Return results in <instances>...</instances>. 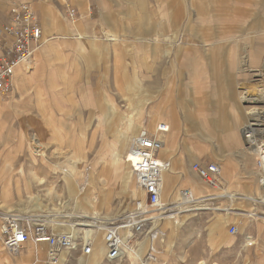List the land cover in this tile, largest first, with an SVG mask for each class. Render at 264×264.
I'll return each mask as SVG.
<instances>
[{
  "label": "rangeland",
  "instance_id": "rangeland-1",
  "mask_svg": "<svg viewBox=\"0 0 264 264\" xmlns=\"http://www.w3.org/2000/svg\"><path fill=\"white\" fill-rule=\"evenodd\" d=\"M38 1L56 28L45 39V28L31 4L42 29L43 43L52 42L54 37L57 41L65 35L67 37L57 49L54 40L47 43L44 54H39L38 59L36 48L29 66L31 69L19 67L14 74L13 90L8 95H0L5 107L0 114L3 124L0 127V226L4 214H33L41 220H53L66 227L84 221L99 223V216L113 220L128 212L136 201L143 200V195L140 199L132 197L133 191L138 189L132 174L130 190L124 193L118 169L109 165L110 148L116 135L126 129L129 119L141 114L146 118L151 116V107L170 91L171 99L167 105L181 125L176 144L175 133L172 137V155L165 157L170 160V168L175 166L172 157L184 159L186 150L191 160L189 173L195 176L197 174L192 170L195 163L225 165L230 171V189L237 195V201L230 202L222 196L207 198L214 200L212 209L202 203L208 208L181 212L176 217L177 227L171 224L172 220L163 217L158 224L163 237L152 244L148 239L140 243L142 247L145 245L141 261L152 262L148 256L151 245L155 257L164 248L167 252L171 250L174 240L168 238L167 230H174V227L180 229L175 240L176 253L178 256L183 253V260L176 257V264H257L260 259L264 260V203L253 202L248 193H238L235 189L253 181V190L258 189V194L253 192L254 197L264 196L263 171L256 172L264 162L260 155L253 156L251 161L255 166L246 171L252 174L242 175L240 163L232 155L230 147L233 145L227 139L223 144L221 138L234 130L227 113L233 101L226 92L213 88L215 78L223 77L225 80H217L218 87L222 90L227 87L224 82L231 80L226 73L230 71L229 65L234 63L240 68L239 85L235 89L240 91L242 106L247 105L246 100L264 102L262 95L251 96L264 92V0ZM71 11L73 17L69 16ZM112 34L120 39L115 45L109 41ZM43 43L41 41L40 47ZM210 62L217 65L212 72ZM196 64L199 65L197 68ZM206 71L205 79L202 72ZM253 71L260 72L261 77L255 75L262 79L260 82L250 78ZM191 80L195 83L191 84ZM154 81L155 86L152 85ZM131 84L135 88H131ZM244 90L252 93L244 95ZM187 94L199 100V106L217 110L221 128L227 126V130L207 128L203 132L193 129L185 113L194 110ZM240 102L237 101V105ZM258 109H251L255 110L258 122L251 118L246 122L253 124L251 127L255 130L264 129L261 122L264 107L260 112ZM6 112L9 113L8 119L5 118ZM246 116L249 119L247 113ZM164 119L159 123L165 122ZM147 120L138 132L147 130ZM244 122L242 119L241 124ZM216 134L221 137L212 138ZM44 136H48L49 145L46 154L42 155ZM260 139H264V133ZM1 142H5V146ZM56 150L61 154L54 156ZM258 159L261 160L259 165ZM60 165L74 172L80 190L76 196L68 192L66 182L54 169ZM187 177L185 175V180ZM196 182L205 187L208 184L198 176ZM177 187L172 190L178 196L181 190L189 188L187 184ZM225 188H229V184H225ZM162 195L163 203L172 204V196ZM29 197H36L39 201L29 203ZM87 204L91 208L89 214L96 215L95 220L85 217L87 210L83 206ZM168 208L176 210L175 206ZM227 208L230 211L226 220L219 219L225 215L223 209ZM32 209L36 211L30 213ZM251 212L262 220L250 217ZM46 225L51 232H59L53 224ZM231 226L237 228V234H229ZM86 228L74 227L77 230ZM247 237L251 239L249 244ZM222 238L229 239V242L225 244ZM34 247L38 252L24 258L25 264H46L47 246L32 242L12 253L5 250L0 241V257L7 259L8 264H19L17 257L22 253L26 256ZM80 258L86 259L79 251L67 253L63 264H79ZM101 259H104L101 264H109L105 257ZM100 260L89 264H99ZM159 261L158 264H171L169 259ZM0 264L6 263L0 258ZM113 264H134V260L127 254L122 261Z\"/></svg>",
  "mask_w": 264,
  "mask_h": 264
},
{
  "label": "built area",
  "instance_id": "built-area-1",
  "mask_svg": "<svg viewBox=\"0 0 264 264\" xmlns=\"http://www.w3.org/2000/svg\"><path fill=\"white\" fill-rule=\"evenodd\" d=\"M73 14L71 11L69 16L73 17ZM42 38V29L32 5L22 3L12 7L8 19L0 25L1 96L8 95L13 90L16 70L30 64L34 50L40 45ZM252 125L245 129L244 136L247 142L256 145L259 154L263 156L264 139L253 140L250 133L251 129L253 130ZM168 129V124L162 122L156 126L153 133L142 129L132 139L126 159L137 188L143 194V200L137 201L128 212L117 219L106 220L99 216L98 224L101 225L100 229L104 235L106 262L122 261L127 257V253L136 250L144 239H148L152 244L159 237H163L158 230V224L172 209L166 208V215H158L156 211L163 193L161 174L170 166L169 161L159 154L163 146V135ZM192 170L202 181L209 184L220 176V168L213 163L206 165L195 163ZM180 195L188 199L191 193L184 189L180 191ZM82 232L54 233L36 215L4 214L1 217L0 241L3 248L12 253L18 252L28 242L46 245L48 248L46 264H63L62 253L79 251L81 256L85 257L92 254V240L85 239ZM229 234H237V228L231 226ZM154 252L151 245L149 259L155 257Z\"/></svg>",
  "mask_w": 264,
  "mask_h": 264
},
{
  "label": "bare ground",
  "instance_id": "bare-ground-1",
  "mask_svg": "<svg viewBox=\"0 0 264 264\" xmlns=\"http://www.w3.org/2000/svg\"><path fill=\"white\" fill-rule=\"evenodd\" d=\"M46 28L48 29V27H45V30H46ZM43 40H44V38H42V43H43ZM35 52H36V59H38L40 51H38V49H36ZM32 62H33V60H32ZM31 63L28 64L27 66H21V67H23L25 69L28 68V70H30L31 67L29 69V66H31ZM26 73H30V72L27 71ZM32 75H33V73H31V76ZM15 82H17V80H15ZM257 95H260V94H257ZM241 98L245 99V97L244 98L241 97ZM247 114H248V118L249 119L251 118L253 120V119H257L258 118L257 114L255 113V110L254 111L251 110V111L247 112ZM143 116H144L143 114H141V115H139L137 117L133 116L132 119H129L127 121V123L125 124L126 129L123 132H121V133L116 135L115 141H114L113 145L111 146L110 152H109V155H108L109 165L110 166H114V167H116V169H118L124 193H127L130 190V180H131V177H132V175H131L132 172H131L129 163L127 162L126 158H127V155H128V151H129L132 139L138 133V130L142 126L141 123H142V120L144 118ZM174 117H175V115H174ZM162 118H164V117L163 116L162 117L161 116L154 117L152 119V121L149 123L150 125L147 127V131H149L150 133H153L155 131L156 126L158 125L159 121ZM46 120L49 121L48 119H46ZM135 120L137 122H135ZM165 122H166V124H168L169 129H168V132L163 135V140H164L163 141V145L164 146H162V149L160 150V153H159L162 157L171 156L170 147L172 145V137H173V134H174V130L172 129V123L169 122L168 120H165ZM249 126H250V124L247 123L246 127L244 128V130L250 128ZM239 127H241V126H239ZM242 131H243V127H242ZM262 131H264V130H262V129L259 130L258 129V130L255 131L254 129L253 130L251 129L250 133H251V137H253L254 141H258L261 138L262 134L264 133ZM241 135H242L241 137H243V134H241ZM243 138L246 139L245 136ZM42 142H43L42 144L44 146V152H42V155H45L46 151H47L46 150L47 145H49L48 144L49 143L48 136H44V138L42 139ZM230 142H231L230 144H232V145L236 144V140H234V137L231 138ZM248 142H247L248 145L250 144L251 146H246L247 143H245V145H243L242 148H241L243 156H248V157H253V156H256V155L259 156L260 155L259 152H258L259 150L257 149L256 145H252V143L250 141H248ZM53 152H54V150H53ZM59 154H61V152L59 150H56V152L54 153V156H57ZM191 156H192V154H191ZM260 157H262V160L264 162V155L263 156L260 155ZM43 160H44V163L47 164L45 156H44ZM175 164L178 165V163H175ZM218 167L220 168V176H219V178H217L211 184L208 183L207 187L200 185L199 182H196V176L194 175V173L191 172L190 174H188L187 175L188 177L185 180V182H186V184L189 187L188 190L190 191L191 195H190V197L188 199H185V198H182L181 195L180 196H178V194L176 195L174 193V190H172V188H173V186H172V178H173V176H172V174H169L168 172L170 171V172L174 173V171L176 169H175L174 166L172 168H170V166H169V169L161 174V179H162V183H163V193L166 194V197L172 196V198H171L172 204L169 205L167 203L166 204L163 203V198H162L163 195H161L160 204H159L158 209L156 211L158 213V215H162V214L166 215V213H165L166 208H168L169 206H175L176 210L175 211L174 210L171 211L172 213L170 212L167 216H165L166 217L165 219H167L168 221L172 220L171 224H173L174 226L177 227L178 226V221H176L177 220L176 217L181 212L188 211V210L191 211V210L207 209L208 205L207 206L206 205H202V203H204L205 200H208L207 198H211V197L214 198V197L222 196V197L226 198L227 200H229L230 202H234V200L236 199L237 195L234 194L233 191L230 189V183H229L230 182V177H231L230 171L225 165H224V167H221V166H218ZM54 169L57 170L58 173L61 174L62 179L66 182V185L68 187V192L70 194L76 196V194L80 193V190H79V188H78V186L76 184V181L74 180V176H75L74 172L71 169H69V167L60 165V166H55ZM181 169L184 170L185 167L182 165ZM263 172H264V170H263ZM179 173H180V171H179ZM262 177H263V179L261 181V184L264 186V173H263ZM225 184H229V188H225ZM137 190L133 191L132 197H134V198H138L139 197V199H140V197L143 194H140L139 191H137ZM253 192L258 194V189L256 191H254V190L251 191L250 190L249 192H247L248 195H249L248 198L251 199L253 202L259 201V202L264 203V196L259 197V199L255 198ZM33 201H39V200L36 197H29V203H31ZM75 201H77V199H75ZM83 207L86 208L85 210H87V214L85 215V217L87 219L95 220L96 219V215L95 214H93V215L89 214V209L91 210L90 206L88 207V204H87V206H83ZM223 210L225 211V215H223L219 219L226 220V217L228 216V213H229L230 209L227 208V209H223ZM35 211H36L35 209H32L30 213L35 212ZM249 215L253 219L255 218L257 221H261L262 220V219L257 217L256 213H252L251 212V213H249ZM41 221H43L46 224L47 223L53 224L54 226H56V228L59 229V232H64L66 230L67 232H72L74 234H78V231H83L82 233H84V237L86 239L88 237V239L92 240V244H93L92 245L93 246L92 247L93 248L92 255L90 257H88V258L86 257V259L85 258H80L79 261H78L79 264H81V263H83V264L96 263L101 258L105 257L106 249H105V246H104V235H103V233H102V231L100 229L101 225H99L98 222H96V221H84L83 223H75V224H72V225L69 224V226L65 227L63 223L55 224L53 220H49V221L41 220ZM75 226H81V227H87V228L86 229L77 230V229H74ZM176 227H174V229H178ZM59 232H55V233H59ZM250 240H251L250 237L246 238V241H248L247 244L251 243V242H249ZM162 242L163 241L160 240V243H162ZM144 249H145V245L143 247L140 245V247L136 251L132 250V251H129L127 253L129 256H131L133 258L134 264H141V263L142 264H146L145 262L143 263L141 261ZM35 252H38V249L36 247H34L33 249L28 250V253H27L26 256H25V254L23 255V253L20 254V256L17 257L19 264H25V259L24 258H26L27 256H32ZM65 254H67V253H62L61 254V258H62L63 262H64ZM170 254H172V252ZM161 256H162V253L157 255L155 258H152V262H150L149 264H151V263L152 264H158V260L161 258ZM257 264H264V260L260 259V261Z\"/></svg>",
  "mask_w": 264,
  "mask_h": 264
},
{
  "label": "crops",
  "instance_id": "crops-1",
  "mask_svg": "<svg viewBox=\"0 0 264 264\" xmlns=\"http://www.w3.org/2000/svg\"><path fill=\"white\" fill-rule=\"evenodd\" d=\"M8 2H10V4ZM22 3H30V4H32L34 6V8L36 9V11H38L39 16H40V19H41V22H42V27L43 28L48 27V29L46 28V30H44V32H45V39L49 38V36L47 34L53 32L52 30H54V29L56 30V28L54 27L52 20L49 19L48 16L46 15L47 13L43 9L44 7L40 4V1H38V0H10V1H8V0H0V25L3 24V23H5V21L8 19L9 15H10L11 8L13 7V5L14 4L18 5V4H22ZM66 37H67V35L63 36L60 40L58 39L59 41L55 40V38H57V37H54V38H52V42L50 40V41H47V43L48 44H49V42L53 43V40H54V42L56 43V49H57L58 46H59V44L61 42H63ZM119 40H120L119 37H117L114 34L110 35V37H109V41H110V43L112 45L117 44V42H119ZM47 43H43V45L41 47H40V45L37 47L38 51H41L39 54H44L42 52H43L44 48L48 45ZM202 58H201V60H202ZM210 63H211V65H210ZM210 63H209V65L211 67H209V68H210V71L212 72L214 69L217 68V65L214 62H213V64H212V62H210ZM198 66L199 65L196 64V67L195 68H197ZM229 69H230V71L228 73H226V74L228 76H230L231 82H224L225 83V86H227V87L225 89L223 88V90L218 87L217 80H220L221 81L224 78L223 77V78H218V79L215 78L216 81L215 80H214L215 82L213 81V88H214V91H218L219 92V90H221L223 93L226 92L227 93V96H230L231 97V99L233 101V105L231 106V108L229 109V111L227 113L231 117L230 124L232 125V128H234V130H233V132H229L226 135H223L222 137H221V135L216 134V135H213L212 138H215V137L217 138L218 136H220L221 138H223V144H224L225 143V139L229 140V143H231L230 140H231L232 137H234V140H236V144L230 147L232 149V152H233L232 155L234 154L237 157L238 162L240 163V168H241L242 175H244V177H247V175H250L252 173H246V171L253 169V167L255 166V164L251 161L253 159L252 157L251 158H248V156H243V154L241 152L242 146L245 145V143H246L245 138H243L244 137V131H245L244 128L246 127L244 125L247 124L246 122L251 121V119H247L246 113L248 111H250L253 107L260 108V110L259 109L258 110L261 111V108L263 109V107H264V106L262 107V105H263L264 102L263 101L262 102H260V101L259 102L258 101H251V100H246V99H242L241 98V100H246V102H247V105L245 104V105L242 106V104L240 102V91L239 92L236 91V89L238 88L237 86L239 85L238 78L240 77V73H239V69L240 68H239V66L237 64L235 65L234 63H232V65H229ZM259 73H260L259 71H253L251 73L252 76L250 78H252V79L255 78V81L260 82L262 79L260 78L261 76H260ZM226 74H224V75H226ZM257 74L260 77H255V75H257ZM205 75H208V71H206L204 73L202 72V77H204ZM206 77L207 76H205L204 78L206 79ZM224 80H225V78H224ZM190 83L191 84L192 83H195V81L194 80H191ZM152 85L155 86V85H157V83L154 81ZM165 85L167 86L168 83H166ZM130 87L131 88H135V85H132L131 84ZM195 93L199 94V92H195ZM251 93L252 92H250L248 90H244V95L250 96ZM259 94L262 95V96H264V92H263V94L262 93H259ZM163 95H164V97L158 103H156L154 106L151 107L152 110H153L151 116H149L147 118H146V115L143 116L144 118L142 120L141 125L147 119H148L147 122L150 123L154 117H157V116H161L162 117L163 116L165 118V120H168L169 122L172 123V129L174 130V133H175L174 140H175V144H176V135H177L178 131L181 130V125L178 122L177 118L174 117L175 113H173L172 109L170 107H168V105H167L170 102V99H171L170 91H167ZM193 95H195V94L193 93ZM193 95L187 94V97H188L189 101L192 102V104L194 105V110H191L190 109V110H188V111L185 112L186 113V116L188 118L189 123L193 126V129H195V130L196 129L197 130H201L203 132L207 128H209L211 130L212 129H214V130H217V129L221 130V129H223V131L224 130H227L226 129L227 126H223L221 128L220 117H218L219 116L218 111L215 110V109L214 110L207 109V108H205V106H199L200 105V103L198 102L199 100L195 99V97ZM255 95H257V93L252 94L251 96L252 97H256ZM236 100L239 101L240 104L237 105V101ZM4 108L5 107L3 106L2 100H0V114L2 112V109H4ZM4 112H5V110H4ZM7 112L5 113V118L8 119L9 113H7ZM263 113H264V111H263ZM54 115L56 117V112L54 113ZM210 116L212 117V120L209 121L208 120V117H210ZM242 119L245 120L244 124H241ZM41 121L43 122V120H41ZM255 121L258 122V120H255ZM261 122L264 124V120L261 121ZM164 123H166V122H164ZM2 125L3 124H1V122H0V127ZM239 126H241V127H239ZM242 127H243V131H242ZM262 130H264V129H262ZM262 132H264V131H262ZM241 134H243V137H241L242 136ZM201 137L206 138L205 135H203V134H201ZM20 138H25V137H22L21 136ZM7 139L8 138H5L4 140H7ZM1 143L5 146V142L4 143L1 142ZM54 149H55V146H54ZM219 150L220 151L222 150L220 148V146H219ZM185 154L186 155H185V158L184 159H175L174 157H172L173 160H175L174 162L175 163H178V165L175 164L174 167H175L176 170L174 171V173H172V176H173V178H172V186H173L174 189L175 188H178L177 185H179V184H182V185L186 184V182H185V175H188V174L191 173V172L189 173V168H190L189 167V161L190 160L188 159V154H189L188 153V150H186ZM239 154H242L240 157L241 158H244L243 160L238 156ZM171 155H172V152H171ZM163 158L166 159L165 157H163ZM168 161H170V160H168ZM180 162H181V164H180ZM248 162H251V163H248ZM182 165H184V167H185L184 170L181 169V166ZM217 165H219V164H217ZM256 170H257L256 172L263 171L264 170V163H262V166L260 165L259 169H256ZM179 171H180V173H179ZM233 175H234V178H235L236 177V174H234V172H233ZM249 182H250V180H249ZM235 189H237V192L238 193L241 192V191L247 193L250 190H253V189L255 190V187L253 186V181H251L250 182V185L244 186V187L237 186V187H235ZM212 201H214V200L208 199V200H205L204 203H206V205H208V207H210V209H212V207H211L212 206V203H211ZM235 201H237V200H235ZM179 230L180 229H174V230L168 229L167 230L168 231L167 233L169 235L168 238L173 239L174 240V243L172 245V249L169 252H167L165 248H164V251L161 252L162 253V256L160 258V261L161 262L162 261H166V260L169 259V261L171 262V264H176V261H177L176 257L179 260H183V253L180 252L179 253V256L176 253V245H175L176 241L175 240H177ZM217 231H218L219 234L221 233V230L220 231L217 230ZM222 240H223V242L225 244H227L229 242V239H226V238L225 239L222 238ZM171 252H172V254H170ZM256 254H257L256 256H258V253L257 252H256ZM0 258L2 259V261H4L6 264H8V262L6 261L7 259H3L2 257H0ZM102 260L104 261V259H101L100 262H99V264L102 263ZM256 260L254 261V263L256 262ZM108 263L109 264H113V263H110V262H108Z\"/></svg>",
  "mask_w": 264,
  "mask_h": 264
}]
</instances>
